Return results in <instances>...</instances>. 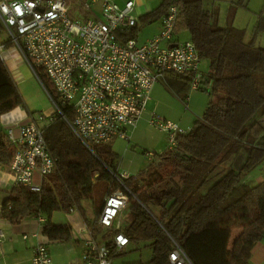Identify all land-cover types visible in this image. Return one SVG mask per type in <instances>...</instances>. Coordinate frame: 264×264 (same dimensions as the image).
I'll return each instance as SVG.
<instances>
[{"label":"trees","instance_id":"trees-1","mask_svg":"<svg viewBox=\"0 0 264 264\" xmlns=\"http://www.w3.org/2000/svg\"><path fill=\"white\" fill-rule=\"evenodd\" d=\"M173 6L180 10L176 34L189 33L201 59L210 62L202 85L211 101L203 118L177 137L174 150L154 155L145 172L122 181L124 187L114 180L119 157L112 148L92 146L90 151L59 118L44 129L47 149L57 158L56 170L45 178L39 194L24 187L12 189L3 208L12 225L34 217L50 221L54 213L77 211L91 226L84 200L97 205L123 189L129 201L122 232L130 243L152 248L148 264H167L172 241L192 264H251L252 250L264 242V183L251 182L264 166V48L247 43L246 31L231 22L220 27L203 0H164L142 16L136 28L119 36L137 40L141 24L161 20ZM261 34L264 18L254 29V39ZM39 76L56 100L51 82L43 73ZM162 82L182 100L192 89V80L173 74ZM18 108L27 110L25 100L0 60V120ZM67 118L71 122L74 114ZM15 154L1 131L0 164L10 167ZM49 221L43 232L51 241L72 239L69 226Z\"/></svg>","mask_w":264,"mask_h":264},{"label":"built area","instance_id":"built-area-1","mask_svg":"<svg viewBox=\"0 0 264 264\" xmlns=\"http://www.w3.org/2000/svg\"><path fill=\"white\" fill-rule=\"evenodd\" d=\"M77 1L89 18L75 17L68 0H0V60L6 64L9 58H19L43 87L39 73L52 83L56 100L44 87L53 105L50 125L63 119L92 151V146L131 140L153 88L166 75L188 78L193 91L202 89L205 74L195 44L192 40L176 39L178 6L171 7L161 19L158 35L138 44L136 40L123 41L119 36L138 26L135 2L121 8L112 0ZM3 34L6 39L1 38ZM70 112L74 114L71 122L67 118ZM3 122L9 125L7 142L16 148L7 168L14 187L41 193L45 178L55 172L57 165V158L47 149L44 129L34 121L23 123L20 118L7 117ZM149 123L167 134L168 150L177 147L179 135L188 133L156 115H151ZM147 157L152 161L153 154L148 153ZM129 178L125 173L114 176L123 187L122 181ZM128 201L123 189L106 196L94 225L83 230L82 264H112L114 256L129 246L121 225ZM37 219L45 225L44 217ZM96 228L111 231L112 241L97 243ZM4 238L0 231V242ZM172 245L167 264H192L176 242L172 241ZM32 263L55 264L45 245L34 249Z\"/></svg>","mask_w":264,"mask_h":264},{"label":"crops","instance_id":"crops-1","mask_svg":"<svg viewBox=\"0 0 264 264\" xmlns=\"http://www.w3.org/2000/svg\"><path fill=\"white\" fill-rule=\"evenodd\" d=\"M210 1L214 4V7H219L214 8L213 12L215 15L214 19L220 27H225L231 22L234 28L238 30H244L248 33L252 31L254 32L260 19L264 18V0ZM221 1H225L227 4L230 3V5H227L222 9V6L218 5ZM222 13L227 14L228 16V21L224 20L225 26L220 25V17ZM160 32L161 27L159 28V31L157 30V32L151 37L141 41H139L138 37L136 41L138 44H143L148 39L158 35ZM261 37L262 36H259L256 39L252 37L251 39V36H248V39H250V42L254 39L255 45L257 41L258 43L260 42L262 48L264 47V34L263 37ZM176 39L181 40L180 34H177ZM6 65L27 105L32 103L30 98L31 91H35L39 94L44 93L39 84L40 82L24 61L19 58L13 61L9 58ZM204 74L207 75L206 73ZM204 89L207 88L202 86V89L199 91H193L191 89L187 98L182 100L174 93L170 92L162 81L156 84L152 90L146 112L138 123L136 129L132 132L131 140L129 142L115 140L109 145L119 157L117 165L118 174L125 173L130 177H136L140 173L145 172L152 163L153 159L151 161L147 157L148 153H152L154 157V155H161L168 150V136L166 133L155 129L150 125L149 121L151 115H156L164 121L176 123L189 133L194 124L203 118L211 101L210 96L204 92ZM27 107L26 111L18 108L5 115L4 118H1L0 132L3 131V133L6 134V129L9 125L4 124L3 120L7 117L20 118L23 123L34 121L37 124L33 112L31 113V110H29L31 108L29 106ZM53 113L52 110L49 113V116ZM7 168L8 167L0 164V231L5 234L4 240L0 242V264H33V252L39 245H45L48 247L55 264H82L83 254L85 252V237L83 235V230L90 226L83 220L77 211L71 212L70 214L54 213L50 221L44 217L46 223L49 221L54 226H69L72 229V239L66 243L51 241L45 236L43 231L46 223L45 225L40 224L35 217L26 219L18 226L12 225L4 218L3 208L8 200L10 192L14 188L13 177L10 175ZM261 168L263 171L255 172L251 178L253 186L264 183V166ZM85 201L88 202L87 205L89 207L94 206L93 214L88 211ZM83 206L87 212V218L90 224L93 223L94 225L99 216L98 214L101 211H97L95 208L96 205L90 198L84 200ZM126 222L127 220L124 221V219H122V227L126 225ZM94 238L99 244L108 243L112 241L113 233L98 228V230H95ZM131 244L132 243H130L129 246ZM129 246L114 256L112 264H119L115 258L122 254H126ZM251 264H264V242L257 244L252 250Z\"/></svg>","mask_w":264,"mask_h":264},{"label":"rangeland","instance_id":"rangeland-1","mask_svg":"<svg viewBox=\"0 0 264 264\" xmlns=\"http://www.w3.org/2000/svg\"><path fill=\"white\" fill-rule=\"evenodd\" d=\"M71 4V8H72V12L73 15L75 17L78 18H84L87 19L89 18L88 15L84 14L80 4L78 3L77 0H68ZM114 3H116L119 7L123 8L125 7V5L132 1L135 2L136 4V15L140 18L148 13H151L152 11L156 10L162 3L164 0H112ZM210 0H204V6L206 7L207 11H210V13H214L213 9L214 8H219L218 6L214 7V4L211 3ZM218 5L222 6V9L225 8V6H229L230 3L227 4V2L225 1H221L220 3H218ZM98 9V7L96 8V10ZM228 14V12H227ZM227 14L222 13L221 14V22L220 25L225 26V22L224 20L228 21V16ZM220 15V14H219ZM227 24V23H226ZM161 27V20L150 24V25H146V26H142V24L140 25V32H139V41L149 38L151 37L155 32H157V30L159 31V28ZM247 33V37H246V42L249 43L250 39H248V36L254 37V32H246ZM180 34V38L181 41H187V40H191L189 33L187 32H181ZM260 36L263 37V34H261ZM261 37V38H262ZM2 39H6V35L3 34ZM254 41V39L252 40ZM257 41V40H256ZM256 46L261 47L260 42L258 43V41L256 42ZM264 48V47H262ZM201 70L203 73L208 74L210 72V62L208 60H202L201 62ZM167 76V75H166ZM40 84V83H39ZM52 84V83H51ZM40 86L42 87L44 93L39 94L35 91H31V95L30 98L32 100V103L27 105L26 101V106H29L31 109V113L33 112V115L35 116V121L37 122V125L39 126V128L41 129H45L50 125V119L49 117V113L53 110V105L51 102V99L48 95V93L46 92V90L44 89V87L40 84ZM214 98V100L216 99V97H212ZM28 108V107H27ZM33 110V111H32ZM40 117H44L46 119L41 120ZM261 172L263 171L262 168L256 170L255 172ZM100 188V186H99ZM88 201V200H87ZM86 202V207L88 209V211L90 213H94V206H88ZM93 201V200H91ZM95 204V203H94ZM103 206V203H101L100 201H98L97 205H96V209L98 212L101 211ZM127 213V211L125 212ZM124 221L126 220V214H124L123 216ZM125 224V222H124ZM153 255V251L152 248L147 244V243H141V244H131L128 248V252L126 254H122L121 256H118L115 258V260L117 261V263L119 264H147Z\"/></svg>","mask_w":264,"mask_h":264},{"label":"water","instance_id":"water-1","mask_svg":"<svg viewBox=\"0 0 264 264\" xmlns=\"http://www.w3.org/2000/svg\"><path fill=\"white\" fill-rule=\"evenodd\" d=\"M90 150V149H89ZM91 151V150H90ZM115 176V174H113Z\"/></svg>","mask_w":264,"mask_h":264}]
</instances>
